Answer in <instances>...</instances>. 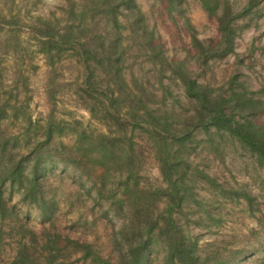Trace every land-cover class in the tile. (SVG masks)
I'll use <instances>...</instances> for the list:
<instances>
[{
	"label": "trees",
	"instance_id": "obj_1",
	"mask_svg": "<svg viewBox=\"0 0 264 264\" xmlns=\"http://www.w3.org/2000/svg\"><path fill=\"white\" fill-rule=\"evenodd\" d=\"M64 2L68 17L64 28L45 21L35 29L38 51L49 60L69 51L83 62L85 79L78 97L107 132L94 134L81 121L62 122L54 114L40 126L26 114L20 135L8 134L4 121L18 119L23 113L21 107L10 104L11 92L0 91V158L6 162L0 182L17 187L26 203L52 220L57 207L43 169L49 162L63 163L74 175L78 173L94 206L106 205L100 216L113 215L109 217L115 226L109 243L111 256L104 259L96 244L68 234L46 229L37 234L26 229L24 242L7 264H151L154 259L160 264H229L221 253L201 256L178 216L189 206L192 214L207 212L199 211L205 198L196 192L197 187L207 190L214 202L231 196L244 199L250 213L257 209L254 197L248 188H231L229 182L223 183L218 175L211 176L191 162L188 143L195 140L194 131L205 133L201 142L212 152L225 139L234 140L264 172V124L254 119L264 113V99L235 92L234 82L230 96L213 95V88L198 83L185 61H169L164 55L160 39L145 25L135 0H82L79 6L77 0ZM200 2L219 25L216 50L191 33L197 60L208 65L212 58L234 53L237 28L233 22L250 13L257 0L236 14L229 0ZM90 12L93 19L104 22L102 30L99 23L88 21ZM131 47L140 57L128 54ZM139 58L146 68L141 75L133 70ZM165 79L179 83L190 109L183 107L184 113L176 114L170 111L167 101L173 96ZM157 104L163 108L155 109ZM65 137L72 139L64 142ZM141 145L158 163L164 187H156L142 176ZM214 160L225 165L220 153ZM2 200L0 191V205ZM207 214L193 223L202 224L210 218ZM73 255L78 257L73 259Z\"/></svg>",
	"mask_w": 264,
	"mask_h": 264
},
{
	"label": "rangeland",
	"instance_id": "obj_2",
	"mask_svg": "<svg viewBox=\"0 0 264 264\" xmlns=\"http://www.w3.org/2000/svg\"><path fill=\"white\" fill-rule=\"evenodd\" d=\"M171 1L172 4L169 0H135L145 16V25L160 39L169 61H185L198 83L213 88V95L223 93L230 96L231 83L234 82L235 92H246L247 97L264 99V0H257L250 13L233 22L237 28L234 53L212 58L208 65L197 60L192 34L205 46L216 50L220 41L216 17L209 16L200 0ZM229 1L236 14L242 13L251 0ZM80 3L82 0H77L78 6ZM65 7L64 0H0V91L1 94L11 92L10 104L21 107L23 113L18 119L4 121L3 127L8 134L20 135L26 114L40 126L54 114L62 122L81 121L94 134L107 132L104 125L91 117L88 107L78 97L77 90L85 79L83 62L69 51L53 56L52 60L38 51L35 29L45 21H50L57 29L64 28L68 22L63 11ZM92 16L93 12L87 15L88 21L99 23L102 30L104 22ZM127 52L133 57L141 54L132 47ZM142 60L139 58L133 69L138 75L146 69L140 65ZM165 85L173 96L167 101L170 111L176 114L183 107L190 109L178 82L165 79ZM154 108L161 109L163 105L157 104ZM254 119L264 124V113ZM37 134L40 138L43 136L41 132ZM193 134L196 141L188 143L191 162L211 176L218 175L223 183L229 182L231 188H248L257 209L250 213L247 202L236 196L214 202L207 190L197 187L196 192L205 198L199 211L205 209L207 212L192 214L190 206L185 207L184 213L178 216L184 228L197 242L201 256L221 253L222 259L229 264H264V172L256 167L255 160L236 141L225 139L219 150L212 152L201 142L204 132L194 131ZM71 139L65 137L63 141L70 142ZM140 147L138 151L144 152L140 156L143 160L142 176L156 187H164L154 156L145 146ZM217 153L225 156V165L216 163ZM5 167L6 162L0 158V173ZM43 174L48 187L54 190L52 194L57 208L52 220L36 206L26 203L17 187L0 182L3 199L0 205V263L7 264L12 260L16 248L24 242L26 229L37 234L45 229L53 234H68L96 244L101 249L100 256L110 258L109 243L115 226L109 221L113 215L100 216L106 205L94 206L78 173L74 175L61 162L45 164ZM160 207L164 208L163 205ZM186 213L190 214L188 218L184 216ZM207 213H210L209 219L199 225L193 223ZM186 219L190 221L189 225ZM75 257L78 256L73 255V259ZM151 264H160V260L154 259Z\"/></svg>",
	"mask_w": 264,
	"mask_h": 264
}]
</instances>
